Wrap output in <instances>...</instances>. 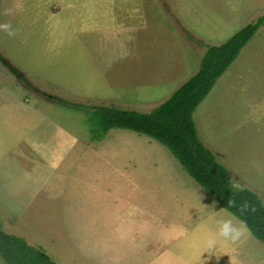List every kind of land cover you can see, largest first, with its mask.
<instances>
[{
  "label": "rangeland",
  "instance_id": "obj_1",
  "mask_svg": "<svg viewBox=\"0 0 264 264\" xmlns=\"http://www.w3.org/2000/svg\"><path fill=\"white\" fill-rule=\"evenodd\" d=\"M261 16L264 0H0V23L15 29L12 37L0 32V90L7 88L29 103L48 105L45 112L77 137L58 169L40 166L21 143L0 156L1 230L22 237L57 264H181L163 251L176 231L154 227L155 223L150 230L141 226L159 244L144 250L123 240L112 225L129 204L160 215L163 208L180 212V200L185 202L183 209L187 202L192 204L187 224L199 204L189 193L217 205L215 200L157 141L124 129L93 141L83 111L29 90L20 77L41 92L76 102L148 113L198 70L208 46L226 42ZM167 61L169 76L159 71L162 81L153 82L152 70L165 67ZM138 65L143 71H136ZM108 67L110 79L99 80V70ZM121 67L128 71H119ZM193 121L200 140L227 143L223 158H230L234 172L242 174L229 173L232 185L257 187L261 197L249 190L264 204V23L197 106ZM210 130L209 137L203 136ZM220 130L222 136L216 135ZM131 138L139 140L135 145L115 142ZM129 154H135L131 160L141 165L127 169L132 183L124 178L120 182L116 172ZM169 162L171 166H166ZM227 214L221 209L216 221ZM216 221H208L206 237L216 239V248L209 251L206 246L205 252L208 259H220L211 264H232V259L264 264L263 243L248 230L235 243L224 241L216 236ZM200 258L205 259L204 252ZM0 264L5 263L0 259Z\"/></svg>",
  "mask_w": 264,
  "mask_h": 264
},
{
  "label": "trees",
  "instance_id": "obj_2",
  "mask_svg": "<svg viewBox=\"0 0 264 264\" xmlns=\"http://www.w3.org/2000/svg\"><path fill=\"white\" fill-rule=\"evenodd\" d=\"M264 23V16L248 23L226 42L208 46L198 70L165 101L148 113L118 109L103 103L76 102L41 92L23 76L25 86L56 104L84 112L90 139L100 141L110 129L145 135L163 145L181 169L207 192L219 207L246 224L249 233L264 244V204L247 188H235L228 170L200 140L193 113L218 78ZM231 201V203H229ZM0 259L5 264H57L22 237L7 234L0 224Z\"/></svg>",
  "mask_w": 264,
  "mask_h": 264
},
{
  "label": "crops",
  "instance_id": "obj_3",
  "mask_svg": "<svg viewBox=\"0 0 264 264\" xmlns=\"http://www.w3.org/2000/svg\"><path fill=\"white\" fill-rule=\"evenodd\" d=\"M150 36L156 37L157 35L150 34ZM142 37L144 41L145 39L144 35H142ZM167 40L168 41L170 40V36L167 38ZM154 43H157L156 40L154 41ZM138 66H137L136 71L137 72L143 71V67H140V65ZM147 66L149 67V64H147ZM109 69H110L109 67L106 68L105 70L98 69L99 71L102 72L101 74L102 78L99 80L108 81V79H110V77L107 75V72L109 71ZM123 70L128 71L127 68H123V67L119 69V71H123ZM170 70L171 68H170L169 61L166 62L165 67H162V66L154 67V69L152 70V74H151V78L153 82L156 80H159V82L162 81L161 75L158 74L159 71H165L166 74H168L169 76ZM136 82H139V81H136ZM144 84L146 83H143V85ZM153 84H156V83H153ZM101 86H102L101 89L105 87L103 83ZM157 86L159 87V85ZM109 90L112 91L111 88H109ZM28 101L29 100L27 99L25 100L20 99L16 95V93H14V91H10L7 88L0 90V156H5L6 154H8L11 148L21 143L25 145V147L29 150V152L32 154V156L35 158L36 162L40 166H42L45 169H58L64 164L67 158V155H69V153L76 146L77 137L75 135V132L71 130L69 127L64 126L59 121L49 116V114L45 112L46 109H48V105H43L44 104L43 103L41 106H39V105L29 103ZM111 130L113 129H110L109 131ZM109 131L103 137L104 140L110 133H112ZM207 132L208 133L203 134V136L209 137V133H211L212 130L207 131ZM216 132H217L216 135L219 133V135L222 136V130L216 131ZM131 139L129 140L116 139L115 142L130 143V144L135 145L136 144L135 142L139 140L136 138H134L133 140ZM211 139L209 138V141H207L205 138L203 139L201 138L202 142L206 144L205 146L214 153L218 161L223 163L224 167L227 170H229V173L230 172L235 173L234 169L236 167H232V164H231L233 163L232 160L230 158H225V156L223 158L222 148L227 143L222 140L221 141L217 140V142H213V140L211 141ZM144 140H149V139H144ZM149 146H151V144ZM101 150L102 149L98 150L97 156H100ZM134 156L135 154H129L127 158L125 157L126 159L124 158L123 162L120 161L122 158L120 159L118 158L119 159L118 161L121 162L119 163L121 170L118 169L116 173L119 174L120 176L119 177L120 182L122 178H124L126 181H129V183H132L129 180V176L126 175V171L128 168L138 169L140 168V165H141L140 162L138 163V161L136 160H131V159H134ZM140 161L143 163L142 159ZM156 165H157V162H155V166ZM166 166H171L170 162L169 164L167 163ZM135 171L137 172V170ZM137 173H138L137 176H139V171ZM236 173L238 176L242 177L241 172H236ZM108 177L111 178L110 176ZM141 177L142 179L144 178L143 176ZM179 177L181 176H178L177 178ZM180 180H183V179L181 178ZM249 189H252V188L249 187ZM139 190L140 189L138 188V191ZM252 190H254L261 197L260 195L261 192L259 191L257 187ZM140 191L143 192L142 190ZM159 191H160V187L157 193ZM198 195L197 193L195 194L189 193L187 195V196L199 199L198 201H196V203H199L197 204L198 208L195 209L194 218L191 220L190 223L185 224L186 223L185 220H186V213L187 211L191 210L190 206L192 204L191 202H187L186 206H188V208L183 209L182 206L185 202L183 200L182 201L180 200L178 202L180 208L182 209L180 212L176 211L175 209H173V211L171 212L169 211L166 212L165 211L166 208H163L164 211H162L160 215L158 214L159 213L158 211L143 209V207L138 208L134 206L133 204H129L128 206H125L123 209H121V216H120L119 221L116 222L115 225H112V226H116L118 228L123 240L134 241L133 243H135L139 248H142L144 250H146L148 247H154L155 245L159 246V244L158 242L155 241V239L152 238L151 233L148 230L141 228V226L146 224L149 230L151 226L153 227V223H155L154 227H157V228H161L163 226L165 229L172 230L174 232L176 231L173 235V239L169 241V243L166 245V246H169V249L166 248V246L163 248V251L168 250L167 251L168 258L173 257L174 259H178L179 261H181L180 262L181 264H203V262L204 264H211L212 261L215 262L216 260L220 258L219 256L211 257L210 259L206 258L205 249L207 246V241L209 240L208 238H206L209 233L208 221L210 220V224L214 220L216 221L217 216L219 215V213H221L222 208L219 207L216 201L215 202L217 203V205H215V203H212V201H209V199H206L205 196L203 195L198 196ZM149 196L153 198L154 194H151ZM169 196L167 195L164 197H169ZM183 212L185 213L183 214ZM166 216L169 218V220L167 221H165L163 218ZM156 217H160L162 221H159L158 218ZM177 217L181 219L180 222H178ZM157 220L160 223L157 222ZM133 223H139V227L132 228L134 226ZM185 225H187V228H185L186 227ZM209 235L211 236V233ZM203 243L205 245L204 250L201 248L202 246L201 244ZM202 252H204L205 254V259L200 258V254H202ZM161 253H164V252H161ZM152 259H154V256H152ZM235 261L236 259H232V264H250L247 260H241L238 262H235ZM153 262L157 263V260L154 259ZM143 264H149V263L143 262Z\"/></svg>",
  "mask_w": 264,
  "mask_h": 264
},
{
  "label": "clouds",
  "instance_id": "obj_4",
  "mask_svg": "<svg viewBox=\"0 0 264 264\" xmlns=\"http://www.w3.org/2000/svg\"><path fill=\"white\" fill-rule=\"evenodd\" d=\"M0 32L7 34L9 37L15 35V29L9 23H0ZM236 187H239V185H236ZM229 203H231V201H229ZM216 224L218 226L216 236L222 238L224 241L232 243L238 241L244 232L247 231L246 224L243 221H235L231 213H228L226 218L217 220ZM216 243V239L214 238L207 241V248L209 251L216 248Z\"/></svg>",
  "mask_w": 264,
  "mask_h": 264
}]
</instances>
